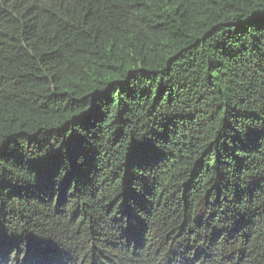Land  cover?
<instances>
[{
    "label": "trees",
    "instance_id": "1",
    "mask_svg": "<svg viewBox=\"0 0 264 264\" xmlns=\"http://www.w3.org/2000/svg\"><path fill=\"white\" fill-rule=\"evenodd\" d=\"M0 264H264V0H0Z\"/></svg>",
    "mask_w": 264,
    "mask_h": 264
}]
</instances>
